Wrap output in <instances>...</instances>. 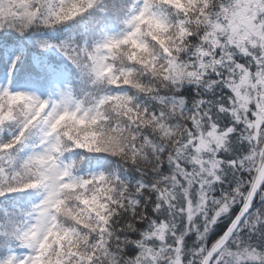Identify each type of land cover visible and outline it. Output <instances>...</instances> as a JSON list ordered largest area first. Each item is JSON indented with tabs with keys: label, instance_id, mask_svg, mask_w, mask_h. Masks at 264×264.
Listing matches in <instances>:
<instances>
[{
	"label": "snow or ice",
	"instance_id": "obj_1",
	"mask_svg": "<svg viewBox=\"0 0 264 264\" xmlns=\"http://www.w3.org/2000/svg\"><path fill=\"white\" fill-rule=\"evenodd\" d=\"M0 264H264V0H0Z\"/></svg>",
	"mask_w": 264,
	"mask_h": 264
}]
</instances>
